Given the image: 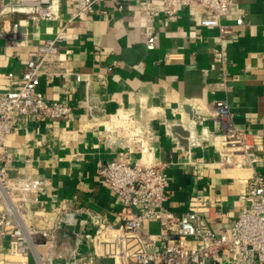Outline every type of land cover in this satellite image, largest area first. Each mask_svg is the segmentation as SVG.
Listing matches in <instances>:
<instances>
[{
  "label": "crops",
  "instance_id": "obj_1",
  "mask_svg": "<svg viewBox=\"0 0 264 264\" xmlns=\"http://www.w3.org/2000/svg\"><path fill=\"white\" fill-rule=\"evenodd\" d=\"M7 1L0 0V7ZM143 3L125 0L120 10L106 0L93 14L76 16L77 4L60 0L58 19L9 15L0 21V95L19 89L29 55L67 28L61 44L66 68L48 66L55 75H41L37 91L49 102L70 105V118L35 122L18 116L6 143L12 174L44 182L33 225L55 229L64 204L75 214L74 224L58 231L59 246L67 252H90L101 231L124 225L122 202L98 174L121 154L131 164L162 167L168 176L166 211L183 214L196 195L221 200L217 208L225 217L212 223L219 233L238 219L244 208L239 196L253 171L218 165L221 124L207 112L227 101L236 126L261 136L264 144V0H234L223 19L233 31L225 37L219 28L199 26L187 7L172 21L159 16L148 22L157 37L153 51L147 48ZM185 105L196 108L194 119L183 112ZM129 113L131 120L118 134L140 135L126 148L110 146L106 127L95 120ZM198 116L204 118L195 124ZM177 129L187 132L186 141ZM147 224L156 235L159 226Z\"/></svg>",
  "mask_w": 264,
  "mask_h": 264
},
{
  "label": "built area",
  "instance_id": "obj_2",
  "mask_svg": "<svg viewBox=\"0 0 264 264\" xmlns=\"http://www.w3.org/2000/svg\"><path fill=\"white\" fill-rule=\"evenodd\" d=\"M69 1L77 4L76 16L93 14L98 2H106ZM111 1L124 9L125 0ZM233 1L144 0L142 19L146 22L148 50H155L157 43L148 22L162 15L172 21L180 7L193 10L199 26L219 28L225 37L233 31L232 26L223 24ZM9 15H24L34 22L58 19L60 0H8L0 7V21ZM238 23L243 24V20ZM66 30L63 28L29 55L19 89L0 95V264H264V144L261 136L236 126L227 101L216 102L215 111L207 112L208 118L219 119L221 124L223 139L217 163L222 168L253 171L247 190L239 196L244 208L233 226L219 233L212 228L213 222H222L225 217L217 208L221 200L213 197L192 196L181 215L166 211L168 176L162 167L143 161L131 164L123 154L106 163L98 173L123 204L122 227L101 231L94 237L90 252L80 255L78 248L64 251L57 239L59 232L74 224L75 214L66 211V204L61 207L55 229L33 225L31 218L36 217L37 196L44 182L12 174V157L6 143L18 116L35 122L70 118V105L49 102L37 91L41 75H55L48 66L66 68V53L61 50L68 38ZM77 80L81 81V77ZM131 118L130 113L110 116L101 122L96 119L95 124L104 125L106 143L120 149L129 146L131 137L140 135L118 134ZM202 118H195V124ZM193 139L200 142L196 135ZM147 223L159 226V238L146 227Z\"/></svg>",
  "mask_w": 264,
  "mask_h": 264
},
{
  "label": "water",
  "instance_id": "obj_3",
  "mask_svg": "<svg viewBox=\"0 0 264 264\" xmlns=\"http://www.w3.org/2000/svg\"><path fill=\"white\" fill-rule=\"evenodd\" d=\"M183 112L188 114L191 119H194L196 114V108L193 105H185L183 107ZM174 133L177 134L178 136H182L184 141H186L188 138L187 132H183L181 129H177V131L176 132L174 131ZM183 146L187 147V142H184Z\"/></svg>",
  "mask_w": 264,
  "mask_h": 264
},
{
  "label": "rangeland",
  "instance_id": "obj_4",
  "mask_svg": "<svg viewBox=\"0 0 264 264\" xmlns=\"http://www.w3.org/2000/svg\"><path fill=\"white\" fill-rule=\"evenodd\" d=\"M148 225V224H147ZM148 228V227H147ZM156 236L159 238L160 234H159V230L155 232ZM5 245L6 247H8V242L5 240Z\"/></svg>",
  "mask_w": 264,
  "mask_h": 264
}]
</instances>
